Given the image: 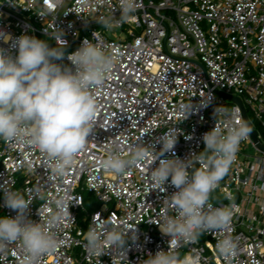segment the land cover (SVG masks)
Instances as JSON below:
<instances>
[{
  "label": "built area",
  "instance_id": "obj_1",
  "mask_svg": "<svg viewBox=\"0 0 264 264\" xmlns=\"http://www.w3.org/2000/svg\"><path fill=\"white\" fill-rule=\"evenodd\" d=\"M137 5L127 21L106 26L105 20H119V0H0V30L13 37H45L54 46L66 41V53L86 40L115 58L103 85L90 89L98 103L93 132L63 176L52 173L45 153L0 139V216H15L3 206L4 192H20L30 201L31 220L57 240L55 250L35 264H145L160 250L198 256L200 264H264V150L258 147H264V0H137ZM113 28L120 34L110 37ZM62 62L70 63L66 57ZM220 94L239 98L261 131L248 116L258 143L249 133L210 194L214 208L237 207L230 224L185 243L159 230L177 214L168 197L177 189L169 182L164 190L151 181L150 168L158 161L123 175L101 162L113 151L127 157L142 144L158 151L160 136L168 132H179L178 139L161 159L202 151L205 132L245 123L240 106ZM211 98L213 103L200 106ZM214 105L227 116L214 114ZM79 191L94 193L105 208L86 215ZM92 230L102 241L113 230L129 236L134 230L136 239L126 253L104 242L100 254L88 247ZM223 239L233 241L234 255L219 254ZM0 264H24L19 242L0 251Z\"/></svg>",
  "mask_w": 264,
  "mask_h": 264
},
{
  "label": "clouds",
  "instance_id": "obj_2",
  "mask_svg": "<svg viewBox=\"0 0 264 264\" xmlns=\"http://www.w3.org/2000/svg\"><path fill=\"white\" fill-rule=\"evenodd\" d=\"M137 7V0H119V20H105V25L127 21ZM63 35L59 37L62 40ZM0 42L8 45L0 46V139L26 143L45 153L52 173L63 176L93 132L98 103L90 89L103 85L115 58L86 40L71 53L65 51L66 41L53 47L35 36L13 37L3 30H0ZM65 57L69 64L62 62ZM213 101L214 98L202 101L200 106L207 107ZM192 109L193 106L187 118ZM214 114L227 116V111L214 105ZM249 133L250 128L243 122H232L223 129L215 126L203 134L202 151L184 159H161L164 153L174 149L178 139L179 132L174 135L168 132L160 136L158 151L152 144H142L134 147L127 157L110 152L101 164L104 169L123 175L131 167L158 161L156 167L150 168L151 181L164 190L169 182L177 189L168 196L177 214L161 222L159 230L169 238L192 243L205 231L226 229L238 211L234 204L214 208L210 194L229 172L241 142ZM3 206L13 210L15 216H0V251H5L8 244L19 242L24 264H35L41 255L55 250V236L31 220L30 201L24 194L4 192ZM54 222L53 217L48 224ZM135 239L134 230L131 236L129 231L113 230L102 241L92 230L87 244L100 254L104 242L126 253L129 241ZM217 248L225 257L235 253V244L230 239L221 240ZM145 264H200V259L195 255L181 257L174 250H160L150 254Z\"/></svg>",
  "mask_w": 264,
  "mask_h": 264
},
{
  "label": "rangeland",
  "instance_id": "obj_3",
  "mask_svg": "<svg viewBox=\"0 0 264 264\" xmlns=\"http://www.w3.org/2000/svg\"><path fill=\"white\" fill-rule=\"evenodd\" d=\"M145 2H148V0H145ZM118 34H120V30L117 29V28H113V29H111L109 31L110 37H113L114 35H118ZM41 39L48 41L50 46L54 47L53 42H51L47 38L41 37ZM248 116H249L250 121L253 124H256V127L261 131V129L259 128L258 124L256 123V119H255V117H254V115H253V113L251 111H248ZM246 151H247V153L254 154V152H253V150L251 148L247 149ZM79 192L81 193V195L83 197V200H84V208L86 210V215H91L95 211L105 208L103 203L99 201V199L97 198V196L94 193H91V192H88V191H79ZM84 218H85L84 215L81 214L79 223H80V226H82V227H85V225L83 223V219ZM200 239L201 238L199 237V240Z\"/></svg>",
  "mask_w": 264,
  "mask_h": 264
},
{
  "label": "water",
  "instance_id": "obj_4",
  "mask_svg": "<svg viewBox=\"0 0 264 264\" xmlns=\"http://www.w3.org/2000/svg\"><path fill=\"white\" fill-rule=\"evenodd\" d=\"M220 95L222 97L226 98V99H229V100L233 101L234 103H236L237 105L240 106V108L242 110V113H243V117H244L245 123L250 128V135H251L253 141L258 143L257 132L252 128V125L250 124V122L248 120V116H247L246 110H245L241 100L239 98L226 96L224 94H220ZM258 147L264 150V147L261 146L260 144H258Z\"/></svg>",
  "mask_w": 264,
  "mask_h": 264
}]
</instances>
